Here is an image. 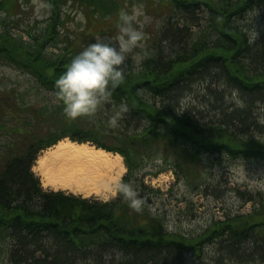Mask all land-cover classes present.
<instances>
[{"label": "trees", "instance_id": "1", "mask_svg": "<svg viewBox=\"0 0 264 264\" xmlns=\"http://www.w3.org/2000/svg\"><path fill=\"white\" fill-rule=\"evenodd\" d=\"M164 1L171 10L160 34L142 65L124 68L123 80L107 87L101 112L59 122L61 135L39 139L6 162L0 235L10 241V264H187L189 255L201 258L211 246L214 264H264L262 199L248 196L244 205H255L251 213L215 220L188 237L166 230L164 218L149 207L160 191L137 179L148 159L154 176L171 170L187 187L208 193L205 172L220 159L264 161V0ZM71 3L91 12L96 30L125 11L118 0H49L41 34L30 29L25 40L0 28V61L55 95L58 76L95 42H62L63 9ZM14 6L21 11L18 0H0L8 19L18 14L11 13ZM201 13L211 26L199 23ZM251 16L261 21L259 28ZM59 102L55 111L63 121ZM110 117L118 118L116 131L109 128ZM66 137L122 155L128 170L122 183H131L143 198L141 210L130 208L120 191L106 203L44 192L32 167L42 150Z\"/></svg>", "mask_w": 264, "mask_h": 264}, {"label": "rangeland", "instance_id": "2", "mask_svg": "<svg viewBox=\"0 0 264 264\" xmlns=\"http://www.w3.org/2000/svg\"><path fill=\"white\" fill-rule=\"evenodd\" d=\"M118 1L125 5V11L129 14H132L134 9L139 13L133 21V26L144 33V39L128 55L130 57L140 55L142 61L139 66H141L145 55L150 50V45L160 34L171 7L164 0ZM48 2L49 0H18L21 11L15 6L11 11L12 14L18 13L16 16L8 19L6 13L0 12V28L9 29L15 36H21L25 40L28 38L26 32L30 29L35 35L41 34L50 17ZM90 15L89 10L77 4L71 3L65 6L63 17L66 21L61 31L62 42L68 40L75 44H83L90 37L95 41L103 39L106 42L115 43L113 37L119 34L117 28L119 16L108 18L104 21L102 28L96 30L95 24L89 22ZM199 15V23L203 22V26H207L209 16L206 19L203 13ZM250 18L256 23L255 27L259 28L261 21L256 16ZM62 46L60 45V47ZM139 66L131 58H128L123 67L132 69ZM202 96L204 97L203 93L199 95V97ZM149 98L151 99V97ZM103 99L105 100L104 95L101 100ZM59 104L58 97L41 88L30 75L0 61V105L4 114L0 113V173L14 154H21L29 144L39 139H44L45 142L51 141L64 131L59 122L70 124L71 120H74L69 118L61 120L55 111ZM100 107L98 106L96 112H101ZM42 113L48 116L43 117ZM260 117L264 116L260 115ZM91 119L95 121L97 118ZM119 124L118 118L115 117V123L109 124V128L116 131ZM261 124L264 125V121H261ZM67 128H69L68 125ZM68 142L71 141L64 139L60 143ZM87 146L94 148L91 144ZM53 149L55 148L52 147L41 152L38 159L45 157ZM110 155L114 160L120 157L117 154ZM121 161L123 163V159ZM220 161L221 164H214L208 172H205L206 178H209L207 184L211 182L208 193H204V190L203 193L198 192L195 187H187L185 181L178 180L174 173L171 176L168 175L170 172L165 171L162 177H154V163L148 159L145 161L146 169L143 173L145 175L144 177L139 175L137 179L150 189L160 191L156 194L158 197H152V204L149 207L164 218L168 232L194 237L215 220H222L226 216L236 214L251 213L255 205L253 203L244 205L248 196L249 198L257 196L258 200L262 199L264 202V161L241 159L232 162L226 161L224 158ZM33 169L34 174L41 179L43 189L53 190V192L64 191L61 188L45 187L44 183L47 177L43 175L37 163ZM74 183L76 182L74 181ZM119 184L115 187V184L112 183L108 188L110 191L103 193L101 197H95V194L89 196L91 199L107 202L112 197H116ZM65 192L83 196V194L70 190ZM9 247L10 241L5 242L4 236L0 235V264H10L8 260ZM215 255L216 249L211 246L204 251L201 258L189 255L187 264H214L212 261Z\"/></svg>", "mask_w": 264, "mask_h": 264}, {"label": "clouds", "instance_id": "3", "mask_svg": "<svg viewBox=\"0 0 264 264\" xmlns=\"http://www.w3.org/2000/svg\"><path fill=\"white\" fill-rule=\"evenodd\" d=\"M138 14L136 9L132 14L121 10L117 21L119 34L113 37L115 43L97 39L88 44L55 80L56 95L67 118L94 114L107 87L114 88L123 80V66L128 58L139 66L141 56L128 55L144 39V33L133 26ZM109 123L114 124L115 117H110ZM119 191L130 208L141 210L143 198L131 183H121Z\"/></svg>", "mask_w": 264, "mask_h": 264}, {"label": "bare ground", "instance_id": "4", "mask_svg": "<svg viewBox=\"0 0 264 264\" xmlns=\"http://www.w3.org/2000/svg\"><path fill=\"white\" fill-rule=\"evenodd\" d=\"M54 148L37 161L39 169L47 177L44 183L47 188L101 197L110 191L108 188L112 183L116 187L126 172L121 157L114 160L105 151L71 142L59 143Z\"/></svg>", "mask_w": 264, "mask_h": 264}]
</instances>
